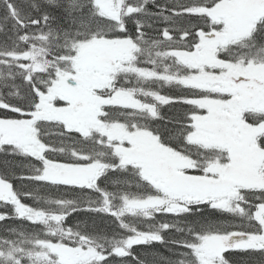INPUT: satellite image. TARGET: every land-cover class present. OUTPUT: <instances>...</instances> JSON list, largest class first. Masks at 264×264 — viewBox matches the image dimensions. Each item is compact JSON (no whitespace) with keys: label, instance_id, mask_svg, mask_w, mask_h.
Instances as JSON below:
<instances>
[{"label":"snow or ice","instance_id":"obj_1","mask_svg":"<svg viewBox=\"0 0 264 264\" xmlns=\"http://www.w3.org/2000/svg\"><path fill=\"white\" fill-rule=\"evenodd\" d=\"M0 264H264V0H0Z\"/></svg>","mask_w":264,"mask_h":264},{"label":"trees","instance_id":"obj_2","mask_svg":"<svg viewBox=\"0 0 264 264\" xmlns=\"http://www.w3.org/2000/svg\"><path fill=\"white\" fill-rule=\"evenodd\" d=\"M163 91L167 92V91H169V89L166 88ZM164 111H168V110L164 109ZM155 251H158V252H160L163 255H167L168 254L167 251L163 247H159V248L155 249Z\"/></svg>","mask_w":264,"mask_h":264}]
</instances>
